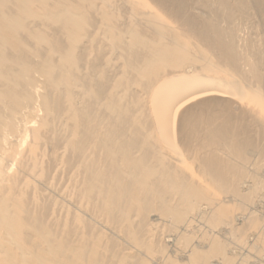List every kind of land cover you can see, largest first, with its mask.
I'll use <instances>...</instances> for the list:
<instances>
[{"label": "bare ground", "instance_id": "bare-ground-1", "mask_svg": "<svg viewBox=\"0 0 264 264\" xmlns=\"http://www.w3.org/2000/svg\"><path fill=\"white\" fill-rule=\"evenodd\" d=\"M258 199L264 0H0V264H230Z\"/></svg>", "mask_w": 264, "mask_h": 264}, {"label": "rangeland", "instance_id": "rangeland-1", "mask_svg": "<svg viewBox=\"0 0 264 264\" xmlns=\"http://www.w3.org/2000/svg\"><path fill=\"white\" fill-rule=\"evenodd\" d=\"M193 171H195L194 168H193ZM195 174H196V171H195ZM234 209H236V208H234ZM237 210L238 209H236L235 212ZM253 212H255V214L254 213H252V214L256 215L255 216L256 217V223L255 224H245L244 233H243L242 236L238 237V241L239 242H236L237 243L236 244L237 247H236V245H234V246L230 245V247L228 246L229 250L227 249V252L229 251L228 252L229 253L228 257H230V259H231V263L230 264H236L237 262H240V261L245 262V264H264V244H262V248L259 249L260 251L258 253H257L258 250L255 251L253 248L247 246V244H248L247 242L250 243V242L254 241V239L251 236V234L252 235L255 234L256 232L261 230V228L264 231V228H263L264 227V200L263 199H258L255 202L254 211ZM193 225L196 227L195 231H194V234L198 235L197 237H199L201 235V233H204L205 230H206V224L203 221H201L200 219H197L193 223ZM200 230H201V232H200ZM263 236H264V232H263ZM249 238L251 240H249ZM235 241H237V240H235ZM245 241H246L245 247L242 248L241 242L244 243ZM238 244H239V246H241V248L238 246ZM250 245H251V243H250Z\"/></svg>", "mask_w": 264, "mask_h": 264}]
</instances>
